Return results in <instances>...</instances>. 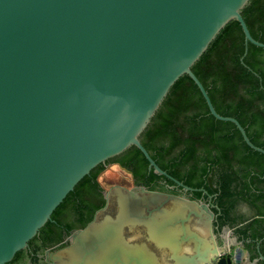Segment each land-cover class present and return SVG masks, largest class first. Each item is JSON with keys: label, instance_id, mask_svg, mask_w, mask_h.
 I'll list each match as a JSON object with an SVG mask.
<instances>
[{"label": "water", "instance_id": "95a60500", "mask_svg": "<svg viewBox=\"0 0 264 264\" xmlns=\"http://www.w3.org/2000/svg\"><path fill=\"white\" fill-rule=\"evenodd\" d=\"M249 1L0 0V264L27 248L85 176L131 147L149 172L177 183L139 137L182 76L214 119L234 124L264 155L237 120L215 111L191 71L231 21L241 27L245 54L248 43L264 49L241 16ZM106 200L67 246L45 253L47 263L158 264L149 247L152 210L174 201L181 227L190 210L178 197L144 188L115 187ZM166 228H157L168 238L161 245L175 251L184 229L168 235ZM141 231L147 238L137 242Z\"/></svg>", "mask_w": 264, "mask_h": 264}, {"label": "trees", "instance_id": "16d2710c", "mask_svg": "<svg viewBox=\"0 0 264 264\" xmlns=\"http://www.w3.org/2000/svg\"><path fill=\"white\" fill-rule=\"evenodd\" d=\"M241 16L252 38L264 43V0H250ZM191 71L215 111L237 120L250 142L264 150V49L248 43L245 54L241 27L231 21ZM139 139L168 176L188 184L198 182L209 193L217 194L220 211L228 219L230 210L245 204L252 216L238 231L246 234L251 230L254 238L264 236V155L245 144L234 124L218 121L209 114L205 100L188 76L175 82ZM117 161L135 179L142 173L144 180L165 179L153 170L146 176L148 162L135 147L121 153ZM104 168L98 165L85 176L27 248L16 253L8 264H20L26 256L39 264L35 255L62 240L60 235H54L55 231L69 233L73 227L88 223L104 205L96 181ZM155 188L151 185L148 189ZM92 198H98L95 205L91 204ZM236 217L244 219L239 214ZM72 219H77L78 226H73Z\"/></svg>", "mask_w": 264, "mask_h": 264}, {"label": "flooded vegetation", "instance_id": "af4514ba", "mask_svg": "<svg viewBox=\"0 0 264 264\" xmlns=\"http://www.w3.org/2000/svg\"><path fill=\"white\" fill-rule=\"evenodd\" d=\"M117 157L109 159L100 165H103L105 167L104 169L109 165H115L120 170L124 171L128 175L129 187L124 188L119 185H112L109 190L115 187H121L127 190L137 188L149 190V186L155 185L156 188L152 191L178 197L186 201L190 207V210L186 211L185 215L181 217L187 219L183 227H181L180 224H176L180 219L176 217V213L180 206L176 205L174 201L160 204L152 210L151 216L154 229L150 235L152 241L149 243V247L157 255L158 264H264V236L261 238H254L250 233L251 230L247 231L246 234L242 231H238V229L244 226L252 216L250 209L245 204H238L235 209L230 210L228 213L230 217L228 219L227 216L220 211L217 194L209 193L198 182L188 184L182 180L173 179L177 182L175 183L167 178L155 181L145 179V181L143 173L140 174L139 178L135 179L128 170L121 166L120 162L117 161ZM148 175L149 171L146 176ZM147 182L150 185L147 184ZM109 190H104L99 185L97 193L104 201L102 208H105L107 205L106 196ZM97 202L98 198L95 200H93V198L91 199L92 205H95ZM242 207H244V211L241 210ZM97 211H95L92 219L83 227H73L69 233H66L64 230L55 231L54 235H60L62 240L48 247L42 253L36 254V262L39 264H50L44 259L45 253L56 251L67 246L71 236L75 232L84 229L93 220ZM190 212H192V214H190ZM237 214L241 215L242 218L244 217V219L240 220L237 218ZM187 215H189V217H187ZM76 220L77 219L71 220L73 226H78L79 222ZM161 225H167L165 234L169 233L168 235L172 234L174 227L176 231L179 232L184 229L185 234H179L177 237L178 243L175 251L169 249L167 246L161 245L163 242L167 243L166 241L168 239L167 235L166 238L164 236H159L157 228ZM170 225H173V227ZM137 238V242H142V240L145 241V238H147L146 232L141 231L137 234ZM238 249L242 251V256L240 258H238ZM238 259L239 262H237ZM20 264H34V262H32V258L29 259V257L26 256L24 261Z\"/></svg>", "mask_w": 264, "mask_h": 264}, {"label": "rangeland", "instance_id": "374dc122", "mask_svg": "<svg viewBox=\"0 0 264 264\" xmlns=\"http://www.w3.org/2000/svg\"><path fill=\"white\" fill-rule=\"evenodd\" d=\"M97 181L104 190H109L112 185H119L124 188L129 187L128 175L115 165H109L104 169V171L98 175ZM241 210L244 211V207H242Z\"/></svg>", "mask_w": 264, "mask_h": 264}]
</instances>
